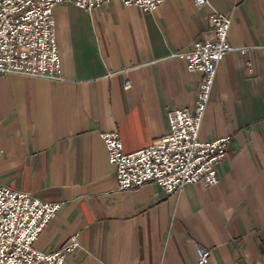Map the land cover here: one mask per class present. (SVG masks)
<instances>
[{
	"label": "crops",
	"instance_id": "obj_1",
	"mask_svg": "<svg viewBox=\"0 0 264 264\" xmlns=\"http://www.w3.org/2000/svg\"><path fill=\"white\" fill-rule=\"evenodd\" d=\"M214 14L231 17L233 48L200 131L231 138L219 183L119 191L101 134L135 153L169 134L171 111L194 108L202 76L173 55L214 40ZM54 17L60 79L0 76V186L61 204L34 247L80 234L67 264H195L198 249L211 264H264V0H164L152 13L67 3Z\"/></svg>",
	"mask_w": 264,
	"mask_h": 264
},
{
	"label": "built area",
	"instance_id": "obj_2",
	"mask_svg": "<svg viewBox=\"0 0 264 264\" xmlns=\"http://www.w3.org/2000/svg\"><path fill=\"white\" fill-rule=\"evenodd\" d=\"M112 2L152 13L164 0H0V76L60 79L55 7L68 3L91 13ZM194 3L202 9L208 0H194ZM211 20L215 31L213 41L196 42L188 52L173 55L185 60L188 71L201 74L202 80L194 108L170 112L169 134L160 143L130 154L124 151L118 133L101 134L109 162L116 171L119 191L137 190L155 183L165 194L172 195L188 185L219 183L218 166L227 156L231 138L202 141L200 131L219 66L233 51L228 41L232 20L219 14L212 15ZM131 88L132 83L127 81L125 89ZM60 209L59 203L45 202L0 186V264H67L68 257L81 248L80 234L73 235L53 253L34 247ZM195 264H211L210 252L198 249Z\"/></svg>",
	"mask_w": 264,
	"mask_h": 264
}]
</instances>
